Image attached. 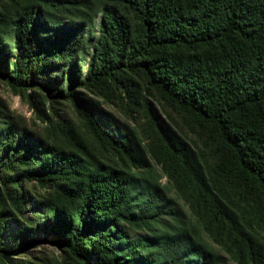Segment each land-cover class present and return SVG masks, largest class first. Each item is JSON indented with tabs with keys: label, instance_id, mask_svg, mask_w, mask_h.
<instances>
[{
	"label": "trees",
	"instance_id": "trees-1",
	"mask_svg": "<svg viewBox=\"0 0 264 264\" xmlns=\"http://www.w3.org/2000/svg\"><path fill=\"white\" fill-rule=\"evenodd\" d=\"M0 78L69 100L85 125L61 143L0 122V261L35 228L74 264H264V0H0ZM80 88L151 92L195 133L209 126L211 158L169 123L153 120L146 143ZM23 181L41 188L34 219Z\"/></svg>",
	"mask_w": 264,
	"mask_h": 264
},
{
	"label": "rangeland",
	"instance_id": "rangeland-1",
	"mask_svg": "<svg viewBox=\"0 0 264 264\" xmlns=\"http://www.w3.org/2000/svg\"><path fill=\"white\" fill-rule=\"evenodd\" d=\"M99 1L102 2V0ZM99 15L100 13L95 14L91 29L95 36L98 34L97 24ZM70 17L72 16L67 18ZM84 65H86V59L84 60ZM79 91L81 94L85 93L90 99L99 101L102 107L110 110L112 112L111 118L113 117L134 125L146 143H148L149 139L151 140V145L155 143L154 134L150 132V123L152 124L153 120L157 122L158 126L159 124L169 123L181 131L187 138L198 141L201 148H204L205 154L211 158V150L208 146H212L214 142L217 144V141L211 135L209 126L205 124L202 132L199 134L197 132L195 133L191 127L192 122L186 114L177 111L164 101H159L151 92H146L144 96L143 91L139 90L138 96L142 99L132 103L128 102V97L126 98V95L120 93L118 89V94L122 95L121 98L110 95L107 98L108 100H105L96 91H88L83 88H80ZM58 98L59 100L56 98L52 99L47 96L45 90L35 88L34 86H30L27 90H14L5 80L0 78V122L8 119L18 126L25 127L33 136H39L47 141L56 139L57 142L61 143H63V138L54 137H58L64 131L65 125H71L85 133L84 120L75 107L69 100ZM144 104L148 105L152 109V112L148 113ZM87 137L90 140V136L87 135ZM204 141L205 145H203ZM149 156L153 166L151 170L162 184L167 183L168 177L163 171L161 164L150 153ZM22 185L26 187V192L28 191L30 194L25 199L24 205L27 208H25L23 215L28 219H34L33 208L31 207L32 199L30 196L40 191L41 188L30 181H23ZM30 189H32L31 193ZM168 192L175 197L177 206L189 213L190 209L187 202L175 192L174 188L170 187ZM5 202L9 205L7 199ZM15 215L16 217L9 216L7 219V225L3 231L4 243L12 240L13 235L23 226L21 217L18 214ZM30 237L34 240L26 242V239L24 244L10 250V258H7L6 262L0 261V264H25V260H30L33 263L48 261L54 264H74L73 260L64 251L48 239L50 236L47 239L44 238V233L41 229L35 230L34 228L33 231H30ZM260 237L264 242V232L261 231ZM221 253L228 257L225 251L221 250ZM227 263L237 264L231 259H228Z\"/></svg>",
	"mask_w": 264,
	"mask_h": 264
}]
</instances>
